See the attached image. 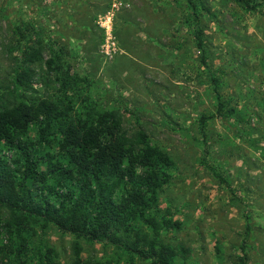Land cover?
Segmentation results:
<instances>
[{
	"label": "rangeland",
	"instance_id": "374dc122",
	"mask_svg": "<svg viewBox=\"0 0 264 264\" xmlns=\"http://www.w3.org/2000/svg\"><path fill=\"white\" fill-rule=\"evenodd\" d=\"M190 1L0 0V93L14 78L20 48L44 40L43 60L32 65L40 96L45 62L54 59L53 77L81 79L69 89L74 117L115 111L129 135L142 131L148 145L168 152L173 165L156 214L160 220L168 209L180 225L162 233L173 248L187 250L174 263L264 264V6L246 11L233 0H202L209 14L201 16L198 48ZM212 76L237 113L211 120L203 138L199 119L214 113L216 103ZM37 127H29L25 140L38 139ZM0 154L17 156L5 145ZM35 233L27 235L25 264H39L37 244L53 249L60 264H73L74 236L52 227ZM6 241L0 231V247ZM79 244L82 264H128L122 250Z\"/></svg>",
	"mask_w": 264,
	"mask_h": 264
},
{
	"label": "trees",
	"instance_id": "16d2710c",
	"mask_svg": "<svg viewBox=\"0 0 264 264\" xmlns=\"http://www.w3.org/2000/svg\"><path fill=\"white\" fill-rule=\"evenodd\" d=\"M233 1L246 11L264 6V0ZM198 2L200 7L192 0L190 5L198 26L196 44L203 48L199 26L202 14L209 10L202 0ZM21 37L26 38L25 34ZM45 51L41 39L23 45L14 78L0 93V152L4 145L17 152L14 160L0 154V231L7 235L0 247V264H25L30 253L27 235L36 234L35 227H52L74 236L73 264H82L79 241L122 250L129 255L128 264H136V260L176 264L174 258L178 253L185 258L187 250L173 248L162 233L177 232L180 225L170 218L168 209L160 220L156 214L157 194L168 183L167 170L173 165L168 152L148 145L142 131L129 135L115 111L74 117L69 89L81 79L53 77L54 59L45 62L46 78L41 80L45 92L40 96L35 88L38 74L32 65L43 60ZM211 82L216 103L214 113H204L199 119L203 138L211 120L234 118L237 113L223 99L219 78L212 76ZM19 89L37 96L24 98ZM33 124L38 126V139L31 143L24 137ZM44 147L58 153L43 155L39 150ZM201 163L205 165L206 160ZM34 251L39 264H60L53 249L37 244Z\"/></svg>",
	"mask_w": 264,
	"mask_h": 264
}]
</instances>
